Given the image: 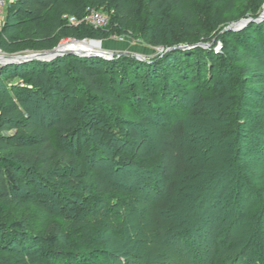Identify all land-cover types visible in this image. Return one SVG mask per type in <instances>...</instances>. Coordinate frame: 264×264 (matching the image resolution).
Masks as SVG:
<instances>
[{
  "label": "trees",
  "instance_id": "1",
  "mask_svg": "<svg viewBox=\"0 0 264 264\" xmlns=\"http://www.w3.org/2000/svg\"><path fill=\"white\" fill-rule=\"evenodd\" d=\"M168 1L178 6L179 15L189 25L195 21L193 12L185 9L181 0H141L139 4L136 0H13L0 29V50L10 55L48 52L69 31L77 39L101 38L106 30H96L86 24L67 26L62 17L68 14L82 18L87 8L100 10L104 6L113 12L116 30L127 27L135 30L144 16L140 29L143 38L150 39L153 45L162 44V34L153 36L150 32L153 24L150 19L158 17ZM224 37L238 39L239 46L218 70L221 55L199 48L174 51L146 62L127 56H116L112 61L64 56L2 68L5 76H0V213L33 208L39 215L38 228L50 236L66 234L71 253L62 254L58 243H54L55 248L42 249L41 245L47 243L43 238L0 218V264H128V260L113 255L106 244L110 230H121L119 210H114L116 216L108 217L100 212L74 213L68 210L67 204L65 208L49 206L53 196L71 205L81 193L83 178L77 170L84 150L76 154L70 146L55 143L62 124L76 119L81 94L89 103L100 107L107 98V105L114 108L118 106V97L127 94L135 114L111 117L117 116L131 127L128 137L133 143L139 128H144L149 121V115L163 120L155 172L164 183L161 187L154 185L157 200L140 195L137 205L141 219L151 226L149 235L169 240L171 252L198 250L197 239L212 223V211L222 205L230 181L235 182L232 190L237 194L234 203L239 211L237 216L244 217V211L264 203V200H254L255 193L243 165L246 155H257L264 161V143L256 138H264V123L257 129L249 128L250 134H244L246 124L240 121L255 117L251 109L258 100L264 99V21L252 22L240 33L221 34L218 39ZM68 60L77 65L73 70L75 76L63 68ZM98 66L114 76L110 79V88L94 68ZM221 75L244 81L238 102L218 112L216 120L225 125L220 131L211 132V137L197 140L186 149L188 119L211 118L202 90ZM14 76H20L21 81L14 80ZM193 90L198 91V96L191 99ZM244 141L249 147H244ZM119 142L113 140L109 147L124 165L140 169L139 161L145 159L141 155H124ZM89 182V191L96 198L108 197L115 190L98 172L90 175ZM41 189H48L50 193L41 194ZM258 234L256 231L247 235L240 254L231 264H264L263 241ZM42 250L46 252L41 254ZM210 264L218 262L214 259Z\"/></svg>",
  "mask_w": 264,
  "mask_h": 264
},
{
  "label": "rangeland",
  "instance_id": "2",
  "mask_svg": "<svg viewBox=\"0 0 264 264\" xmlns=\"http://www.w3.org/2000/svg\"><path fill=\"white\" fill-rule=\"evenodd\" d=\"M136 2L139 4L141 0H136ZM180 4L193 12L195 21L191 25L179 15L181 10L171 1H168L159 11L158 17L150 19V22L153 23L150 32L153 36L162 34V38H160L162 44L153 45L149 43L150 39L143 38L140 29L145 21L144 16V21L139 23L135 30L133 27L116 30L113 25V12L104 6L100 10L98 9L109 18L108 26L103 29L107 32H102L104 36L77 39L74 32L69 31L65 37L61 38L56 48H61L63 44L69 42H85L89 43L88 48L77 46L73 49L79 52L113 53L118 54V57H134L136 55L152 61L154 58L162 56L165 50L174 45H201L195 48L202 51L214 50L216 54L221 55L216 66V70H218L222 63L233 56L236 47L239 46V41L236 38L218 39V37L230 32L240 33L250 24L247 23L248 20L258 19L264 13V0H236L234 3L232 0H222L221 2L220 0H181ZM168 20L170 21L169 25H167ZM241 22H245V26H242ZM233 28L237 29L233 30ZM109 32L111 34L107 35ZM169 39L170 41L167 42ZM39 53L44 52L25 51L10 55L0 50V63L7 61L3 56H24ZM115 57L100 58L112 61ZM6 66L0 65V76H5L2 68ZM76 66V63L71 60L63 64L65 72L71 73V76H75L73 70L76 69ZM94 68L100 73V78L105 79L107 88H110V83H112L110 79L114 76L103 66ZM6 76L10 77L11 75ZM19 77L14 76V80L21 81ZM244 86V81L238 77H223L222 75L207 83V88H204L202 93L206 97L211 118L209 120L188 119L189 125L184 142L186 149L190 148L197 140L208 139L211 137V132L217 133L225 126L224 123H218L217 114L219 111L237 104ZM114 87L118 90L116 86ZM83 95L81 94L79 97L81 106L77 111L76 119L69 124H62L61 132L57 133L55 137L57 145L70 146L71 151L76 154H80L84 150L82 159L80 158V167L77 170V173L83 178L80 186L81 193L75 196L71 205L59 200L57 196H53L50 200V207L54 206L55 208L57 205V208H61V206L65 208L67 204L68 210L74 213L85 215L100 212L108 217L116 216L117 213L114 210H119L120 215L117 216L121 230H110L106 235V244L113 255L121 260H128V264H210L214 259L218 264H231L240 254L239 250L244 240L246 241L247 235L256 231L261 234L258 235L263 241L264 247V203L244 211L242 213L244 217L237 216L239 211L235 209L237 208L234 204L237 194L232 190L235 187L233 181L227 184L229 190L223 196L222 205L220 204L212 211V223L205 227L202 236L198 237L199 245L196 252L187 253L180 249L171 252L169 240L150 236L151 226H148L140 217L137 197L143 195L157 200L153 190L154 185L158 184L161 187L164 183V180L159 179L155 172L157 150L164 130L163 120L149 115V121L144 128H139L138 138L133 143L128 137L131 127L124 125L122 123L124 121L116 118L117 116L111 117L119 114L132 117L135 114V107L128 101L127 94L118 97V106L115 108L107 105V98L100 107L91 104L92 102L89 103ZM196 96H198V91L190 92L191 99ZM251 110L255 117L240 119L243 124H246L243 129L244 134H250L249 128L257 129L260 124L264 123V99L258 100ZM43 111L45 112L44 107ZM231 121L234 122L233 119ZM256 138L264 143V138L261 136ZM113 140L120 141L118 147L124 155L135 154L137 157L141 155L145 159L139 161L140 169L135 170V168L123 164L113 149L109 147ZM243 143L245 148L249 147V143L246 141ZM243 165L247 173V181L255 193L254 200L261 202L264 200V161L260 160L257 155H246L243 156ZM94 172L101 173L113 184L115 190L108 197L96 198L89 191V178ZM195 172L197 171L195 170ZM39 192L41 194L50 193L48 189H41ZM0 216L8 224H13L20 230L43 238L47 243L41 245L42 249L55 248L54 243H58V249L62 254L71 253L66 234L58 237L50 236L38 228L39 215L33 208L22 211L13 209L10 213H0ZM45 250L40 253H45ZM101 261L103 262L104 259ZM242 264H246V262Z\"/></svg>",
  "mask_w": 264,
  "mask_h": 264
},
{
  "label": "water",
  "instance_id": "3",
  "mask_svg": "<svg viewBox=\"0 0 264 264\" xmlns=\"http://www.w3.org/2000/svg\"><path fill=\"white\" fill-rule=\"evenodd\" d=\"M262 20H264V13L258 18V19H250L247 21V23H252V22H261ZM245 22H241L242 26H245L244 24ZM230 30L232 28H229ZM237 28H233V30H236ZM197 46H201V45H176V46H172L169 47L167 50H165L163 52L162 55L174 52V51H186L189 49H193ZM162 52V51H160ZM118 54H113V53H105V52H94V53H77V52H73V51H67V52H63L60 50V48H55L51 51L48 52H44V53H39V54H31V55H24V56H3L7 61L0 63L1 66H6V65H10V64H18V63H25V62H29V61H50L53 60L57 57H64V56H94V57H104V58H113L115 56H117ZM134 57L136 59H138L139 61H148V59H146L145 57H141V56H136L134 55Z\"/></svg>",
  "mask_w": 264,
  "mask_h": 264
},
{
  "label": "built area",
  "instance_id": "4",
  "mask_svg": "<svg viewBox=\"0 0 264 264\" xmlns=\"http://www.w3.org/2000/svg\"><path fill=\"white\" fill-rule=\"evenodd\" d=\"M11 2V0H0V29L5 23L6 9ZM62 20L68 26L78 27L81 24H86L96 30L105 29L109 23L108 16L95 8H87L82 18L66 14L62 17Z\"/></svg>",
  "mask_w": 264,
  "mask_h": 264
},
{
  "label": "bare ground",
  "instance_id": "5",
  "mask_svg": "<svg viewBox=\"0 0 264 264\" xmlns=\"http://www.w3.org/2000/svg\"><path fill=\"white\" fill-rule=\"evenodd\" d=\"M67 44V45H66ZM77 46H81L83 48H88L89 47V43H85V42H72V43H65L61 46L60 50L63 51V52H67V51H71L69 49H73V48H76ZM73 52H77V51H73ZM77 53H87V54H90L89 52H77Z\"/></svg>",
  "mask_w": 264,
  "mask_h": 264
},
{
  "label": "crops",
  "instance_id": "6",
  "mask_svg": "<svg viewBox=\"0 0 264 264\" xmlns=\"http://www.w3.org/2000/svg\"><path fill=\"white\" fill-rule=\"evenodd\" d=\"M11 1H13V0H11Z\"/></svg>",
  "mask_w": 264,
  "mask_h": 264
}]
</instances>
